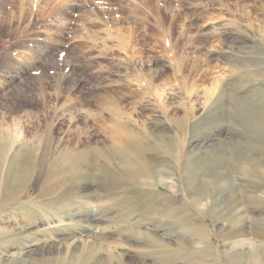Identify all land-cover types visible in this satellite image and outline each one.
Wrapping results in <instances>:
<instances>
[{
    "label": "rangeland",
    "instance_id": "obj_1",
    "mask_svg": "<svg viewBox=\"0 0 264 264\" xmlns=\"http://www.w3.org/2000/svg\"><path fill=\"white\" fill-rule=\"evenodd\" d=\"M160 224L264 264V0H0V264H162Z\"/></svg>",
    "mask_w": 264,
    "mask_h": 264
},
{
    "label": "bare ground",
    "instance_id": "obj_2",
    "mask_svg": "<svg viewBox=\"0 0 264 264\" xmlns=\"http://www.w3.org/2000/svg\"><path fill=\"white\" fill-rule=\"evenodd\" d=\"M244 106V105H243ZM246 107V106H245ZM244 114V113H243ZM131 159H129L128 161H130ZM134 160H136L135 158H134ZM131 162V161H130ZM31 163V162H30ZM129 163V162H128ZM39 165V164H38ZM130 166H132L131 164H130ZM137 166V165H136ZM34 168H35V166H34ZM131 168H134V170H135V167L134 166H132ZM35 170V169H34ZM132 171V170H131ZM134 172V171H133ZM11 174V173H10ZM162 177H163V174L161 173V174H159V178L160 179H162ZM18 179H16V181H17ZM15 183V182H14ZM20 183V182H19ZM156 185V184H155ZM158 185V184H157ZM156 185V186H157ZM132 205H134L133 203H132V201H130V203H128L127 205H124L123 207V213H128V214H132ZM147 216H150V215H147ZM148 218V217H147ZM90 219V218H89ZM143 219V218H142ZM141 219V221H140V223H143L144 222V220H145V218L142 220ZM149 219H151V218H149ZM148 219V220H149ZM88 220V219H87ZM91 220L93 221L94 220V217L92 216L91 217ZM90 221V220H89ZM59 224H62L63 223V220H59V221H57ZM91 222V221H90ZM52 223V222H51ZM54 223V222H53ZM52 223V224H53ZM50 224V223H49ZM59 224H56L57 225V227H59ZM90 225H91V223H90ZM164 226V224H160V225H152L153 227H154V229H148V228H146V227H143L142 229H141V231L140 232H137V233H135V237H136V239H140V238H142V240H140V242H142V243H145L146 245H149V246H156V247H159V248H163L164 250H165V252H166V254H167V258H164V259H162L161 260V263L162 264H176V262L177 261H181V260H184L185 261V257L183 258V256L185 255L186 256V253H185V249H184V247H182L183 245L182 244H179V245H177V247H173V245L170 243V241L168 240V239H170V237L168 236V237H162V236H160L159 234H158V231L162 228L161 226ZM50 227H51V224L49 225ZM53 226H55V225H53ZM4 237H5V235H3ZM3 236L1 235V238H3ZM18 240V239H17ZM184 244V243H183ZM11 246V245H10ZM92 255V254H91ZM70 257V256H69ZM73 257V256H72ZM75 257V256H74ZM96 257L95 256H86L85 258H81L80 260L81 261H89V260H93V259H95ZM63 259V258H62ZM79 259V258H78ZM77 259V260H78ZM61 260V258L60 259H58V261H57V264H64V263H67V262H64L63 260H61V262H59ZM65 260H67V261H69L68 263L69 264H72V262H73V259L72 260H68V259H65ZM80 261V262H81ZM188 261H191L190 259L188 260ZM106 263L107 264H122V262H121V260H114V258H113V256H112V254H109V257L107 258V260H106ZM178 263V262H177ZM214 264H216V263H214Z\"/></svg>",
    "mask_w": 264,
    "mask_h": 264
}]
</instances>
